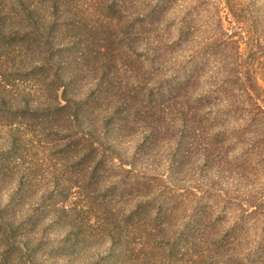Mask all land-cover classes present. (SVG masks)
Masks as SVG:
<instances>
[{
	"label": "rangeland",
	"instance_id": "obj_1",
	"mask_svg": "<svg viewBox=\"0 0 264 264\" xmlns=\"http://www.w3.org/2000/svg\"><path fill=\"white\" fill-rule=\"evenodd\" d=\"M25 1L47 25L0 47V264L259 247L264 163L233 133L264 105V0Z\"/></svg>",
	"mask_w": 264,
	"mask_h": 264
},
{
	"label": "trees",
	"instance_id": "obj_2",
	"mask_svg": "<svg viewBox=\"0 0 264 264\" xmlns=\"http://www.w3.org/2000/svg\"><path fill=\"white\" fill-rule=\"evenodd\" d=\"M10 1L13 3L10 7L0 4V47L18 48L23 45L33 46L42 37L41 33H38L39 30H42L39 25L45 26L47 22L43 24V22L38 21L34 17L31 10L33 4L26 5L27 1L25 0ZM169 45L175 46L171 43ZM0 55L3 57L2 53ZM60 108L64 109L63 107ZM235 134L239 135L240 142L250 148L251 152L248 153L247 157L250 160L254 159V151L259 149V162L264 163V105L259 104V107L256 106V114L246 117L243 127L236 133H233V136ZM236 138L238 140V137ZM214 139H216L214 140L215 144L218 145L228 142V131L227 133L219 134ZM236 235H238L237 232L232 231L230 241L226 245L228 249L227 255L231 257L230 262L232 264L241 262L242 264H264V240L259 243V247L252 248L249 245L245 247L241 245L238 253V251L234 252L233 250L235 243L240 242L239 238L235 237ZM231 245L233 249L230 248Z\"/></svg>",
	"mask_w": 264,
	"mask_h": 264
}]
</instances>
